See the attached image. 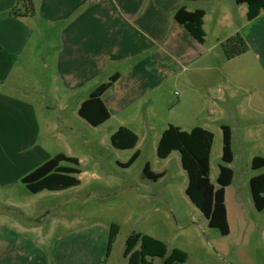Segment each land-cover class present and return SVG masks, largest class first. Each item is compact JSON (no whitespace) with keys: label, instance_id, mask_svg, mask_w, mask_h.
<instances>
[{"label":"crops","instance_id":"0c3cea01","mask_svg":"<svg viewBox=\"0 0 264 264\" xmlns=\"http://www.w3.org/2000/svg\"><path fill=\"white\" fill-rule=\"evenodd\" d=\"M18 1L0 0L2 132L13 128L25 132L30 129L29 134L37 137L41 130L40 109L44 106L50 109L53 103L66 110L68 100H77L79 113L82 103L97 87L118 75L117 81L102 97L111 112L110 119L121 117L112 135L121 127H128L139 136L142 122L138 119H142L143 110L149 115L151 106L169 102V84L189 70L192 75L186 83L207 93L222 118L227 113L237 120L264 115V11L254 20L247 19L236 25L233 14L220 8L215 15L214 30L226 26L231 31L227 35L215 31V41L209 43L206 26L210 14L207 8L200 6L208 0H34V12L11 14ZM236 3L242 14L246 11L247 17L248 6L244 8L245 3ZM183 5L189 10L202 8L206 11L204 43L171 14ZM238 31L246 38L249 50L230 59L221 43ZM44 40L50 48L46 50L47 55L41 53ZM41 69L51 73L42 79L41 85L27 81L25 76L30 71L42 73ZM232 83L238 90H232ZM33 94L36 95L34 99ZM36 102L43 104L42 107L37 108ZM223 124L228 123L222 122L220 128ZM196 126L201 125L191 129ZM230 126L234 145L236 129ZM244 134L245 141L251 142L256 141L254 135L259 131L247 124ZM44 156L39 165L52 155L45 152ZM8 163V159L0 157V186L22 181L33 169L9 179L5 175ZM233 183L226 188L231 229L229 194ZM250 197L249 207H255L251 186ZM7 207L0 217V264H128L125 249L131 233L140 231L166 240L137 229L124 235L120 226L108 253L111 226L107 224L75 228L70 216L69 220H64L62 231L56 233V228L51 226L43 228L36 224L28 228L25 221L10 210V207L18 208L25 216L20 201L8 198ZM233 208L238 219L245 220L247 203L238 200ZM262 232L264 237V229ZM122 235L126 239L122 258H119L121 249L117 243ZM165 242L168 244L167 240ZM168 246L170 250L180 248ZM137 249H141L140 244ZM157 257H150L153 264Z\"/></svg>","mask_w":264,"mask_h":264},{"label":"rangeland","instance_id":"374dc122","mask_svg":"<svg viewBox=\"0 0 264 264\" xmlns=\"http://www.w3.org/2000/svg\"><path fill=\"white\" fill-rule=\"evenodd\" d=\"M200 6L207 8L210 14L206 26L209 43L215 41L216 32L227 35L231 31L226 26L214 30L215 15L220 8L233 14L236 25L247 21L246 11L242 14L235 0H208ZM48 45V41L44 40L42 55H47L46 50H50ZM48 74H51L48 70H42V73L32 70L25 78L41 85ZM191 75L189 70L178 81L169 84V102L151 106L149 115L143 110L142 119H138L142 122L138 130L140 141L135 148L119 149L112 143V133L120 123V116L93 126L78 113L77 100H68L66 110L53 103H50V109H44L45 106L40 109L38 121L41 130L37 137L29 134L30 129L26 132L15 128L0 130V157L9 160L5 174L9 179L34 169L44 159L45 152L51 157L59 153L77 157L81 169L78 174L81 184L62 191L33 193L22 181L0 186V217L8 209L7 199L11 198L23 204L25 216L18 208L10 207V210L24 220L28 228L36 224L43 228L51 226L59 233L64 220H69L71 216L75 228L94 224L112 226L116 223L122 227L124 235L137 229L162 236L170 247L179 246L189 253L186 264H264V210L249 207V179L264 171V167L257 170L252 167L255 156H264V115L237 120L227 113L222 118L207 93L186 83ZM232 86V90H238L235 83ZM5 88L11 91V88ZM31 96L34 99L36 95ZM42 105L35 103L37 108ZM222 122L236 129L234 160L228 164L235 175L229 194L232 229L227 236L209 226L207 218L188 196L189 177L180 152L173 151L168 158L158 155L162 133L169 124L186 130L194 125L208 127L215 134L210 175L212 182L218 185L220 164L223 163ZM247 124L259 131L254 135L256 141H245ZM137 149L141 151L137 161L128 168L121 166L120 162H127ZM147 162L154 171L164 172V176L158 180L144 177ZM238 200L247 203L245 220L238 219L234 211L233 205ZM124 235L117 243L121 249L118 251L119 258H122L125 246ZM154 264H163V259L155 258Z\"/></svg>","mask_w":264,"mask_h":264},{"label":"trees","instance_id":"16d2710c","mask_svg":"<svg viewBox=\"0 0 264 264\" xmlns=\"http://www.w3.org/2000/svg\"><path fill=\"white\" fill-rule=\"evenodd\" d=\"M248 6L247 19L254 20L264 11V0H236ZM35 11L33 0H19L17 5L10 11L11 14L19 15ZM206 11L202 8L189 10L185 5L179 6L174 11L175 19L182 24L199 42L206 40L205 30ZM226 56L235 58L249 50V44L242 34L237 33L226 38L221 43ZM118 75L112 76L107 82L97 87L91 95L82 103L79 114L91 125L100 126L111 117V112L105 102L103 95L117 81ZM223 131V154L220 164V172L217 178L218 185L211 179V152L214 144L215 134L213 131L196 126L191 130H185L174 124L162 133L158 155L168 158L173 151H179L184 169L188 173L189 183L187 194L193 203L202 211L211 228L218 229L222 235L231 233L228 210L226 204V188L233 183L234 170L228 165L234 160L233 132L228 124L222 125ZM112 143L119 149L135 148L139 142V136L128 127H121L112 137ZM141 151L137 149L127 162H120L123 167L132 166L140 157ZM80 160L65 153H59L22 178V182L33 193L44 190L62 191L81 184L78 174ZM253 169L264 167V156L257 155L252 161ZM164 172H156L149 162L146 163L143 175L152 180H158L164 176ZM252 198L258 211L264 210V171L254 175L250 179ZM120 231V225L111 226L108 253ZM141 249H137L138 245ZM125 256L128 264H153L150 257H161L163 264H183L189 258V253L181 248L169 249L168 244L147 233L135 231L127 239Z\"/></svg>","mask_w":264,"mask_h":264}]
</instances>
